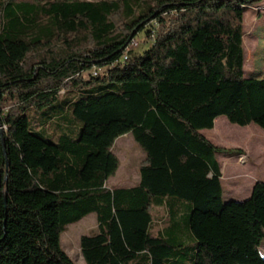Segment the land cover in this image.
Wrapping results in <instances>:
<instances>
[{
	"label": "trees",
	"instance_id": "obj_1",
	"mask_svg": "<svg viewBox=\"0 0 264 264\" xmlns=\"http://www.w3.org/2000/svg\"><path fill=\"white\" fill-rule=\"evenodd\" d=\"M262 1L0 0V264H75L60 236L89 214L84 264H264V181L223 201L222 149L199 132L218 116L264 130V78L245 77L242 42ZM49 106L63 131L30 123ZM127 133L139 181L109 188Z\"/></svg>",
	"mask_w": 264,
	"mask_h": 264
},
{
	"label": "rangeland",
	"instance_id": "obj_2",
	"mask_svg": "<svg viewBox=\"0 0 264 264\" xmlns=\"http://www.w3.org/2000/svg\"><path fill=\"white\" fill-rule=\"evenodd\" d=\"M242 30L245 77H247L248 72H251L257 78H264V0L257 5L246 8L243 15ZM149 41L150 39L145 36L144 32L139 33L138 39L133 42L136 44L132 43L134 53L138 51L140 54L143 53L148 48ZM10 107L11 104H7L2 106V109L9 110ZM54 110L55 108L49 106L39 111L30 110L27 114L30 123L39 127L45 120L49 119L45 129H49L50 131L48 130L47 133L50 134L54 128H60V130L58 129L60 132L64 130L63 123L53 117ZM216 119L219 133L214 132L216 122L212 129H202L199 132L214 146L222 149L216 153V158L221 170L222 199L227 201L226 197L228 196L241 197L239 193L242 191L239 190L238 185L234 184L238 179L244 181L246 186H250L252 182L257 180L264 181V135L259 136L262 143H259L256 134H252L255 135L252 140H246L250 137L251 128L262 133L264 130L255 124L246 126L231 124L225 116H218ZM225 122L229 125L224 126ZM6 130L2 129L3 132ZM111 150L118 159V168L108 178L106 185L113 188L130 187L137 184L139 166L143 163L145 154L133 140L132 135L127 133L118 137ZM234 150H240L241 153L238 154ZM151 214L153 217L152 232L155 233L164 227L166 211L163 207H154L151 209ZM180 214L183 215V211ZM96 227L95 215L89 214L80 221L68 225L61 234L62 249L75 264H84L79 246L80 237L94 232ZM184 241L190 243L192 238L186 235ZM258 249L264 257V242L260 244Z\"/></svg>",
	"mask_w": 264,
	"mask_h": 264
},
{
	"label": "crops",
	"instance_id": "obj_3",
	"mask_svg": "<svg viewBox=\"0 0 264 264\" xmlns=\"http://www.w3.org/2000/svg\"><path fill=\"white\" fill-rule=\"evenodd\" d=\"M244 14H245V12H244ZM242 42H243V37H242ZM244 68H245V65H244ZM244 74H245V70H244ZM250 74H252V73L251 72L247 73V75H250ZM216 121H217V119L214 120V124H215ZM226 124L229 125L227 122H225L224 126H227ZM215 127H216V125H215ZM255 182L256 181L252 182L250 184V186H246L244 181H242L241 179H238L237 181H235L234 184L238 185L239 186V190L242 191V193H239V196H241V197L237 198V197L228 196V197H226L227 200H235V201H243V200H245L246 198L249 197V195L251 193V190H252V187H253Z\"/></svg>",
	"mask_w": 264,
	"mask_h": 264
},
{
	"label": "built area",
	"instance_id": "obj_4",
	"mask_svg": "<svg viewBox=\"0 0 264 264\" xmlns=\"http://www.w3.org/2000/svg\"><path fill=\"white\" fill-rule=\"evenodd\" d=\"M135 41V40H134ZM134 41H132V43L134 42ZM132 43H131V45H130V48H133L132 46ZM134 45L136 44V43H133ZM93 72V74H96L97 72H100V69H93L92 70ZM0 111H3V112H6V111H8L7 109L5 110V109H2L1 108V110ZM2 129H7V126L5 125V124H2V125H0V131H2ZM3 132V131H2Z\"/></svg>",
	"mask_w": 264,
	"mask_h": 264
},
{
	"label": "bare ground",
	"instance_id": "obj_5",
	"mask_svg": "<svg viewBox=\"0 0 264 264\" xmlns=\"http://www.w3.org/2000/svg\"><path fill=\"white\" fill-rule=\"evenodd\" d=\"M128 147V146H127Z\"/></svg>",
	"mask_w": 264,
	"mask_h": 264
}]
</instances>
